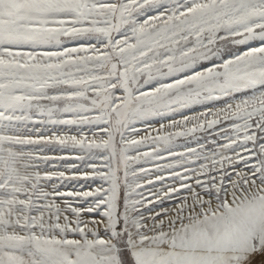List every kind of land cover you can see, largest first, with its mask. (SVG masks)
Returning <instances> with one entry per match:
<instances>
[{"label":"snow or ice","instance_id":"obj_1","mask_svg":"<svg viewBox=\"0 0 264 264\" xmlns=\"http://www.w3.org/2000/svg\"><path fill=\"white\" fill-rule=\"evenodd\" d=\"M0 264H264V0H0Z\"/></svg>","mask_w":264,"mask_h":264},{"label":"rangeland","instance_id":"obj_2","mask_svg":"<svg viewBox=\"0 0 264 264\" xmlns=\"http://www.w3.org/2000/svg\"><path fill=\"white\" fill-rule=\"evenodd\" d=\"M187 114L191 115V113H187ZM175 118H176V119H181V117H180L179 115L175 116ZM158 119H159V118H157V120H158ZM161 122L164 123V124H167V123H169V120H168V119H164V120L159 121V122H157L156 120H154V121H153V127H154V128H159V123H161ZM137 127H140V128L142 129V131L140 132V135H145V131L143 130V129H144V126L138 124ZM152 135H156V133H155V132H152ZM197 135H201V136H202V135H204V134H200V133H198ZM202 142H203V141H202ZM178 143H184L183 138H181V139L178 141ZM191 146H195V144H192ZM151 147H152L151 144H148V145L142 147L141 151H147V152H150V151H151ZM176 150H177V151H182L183 149H181V148H177ZM162 155H164L165 157H167V153H166V152H163ZM166 162H167V159H166V160H161V161H150V162L144 164L143 166L146 167V168H154V165H155L156 163H166ZM178 170H180V169H178ZM157 187H159V185H157Z\"/></svg>","mask_w":264,"mask_h":264}]
</instances>
